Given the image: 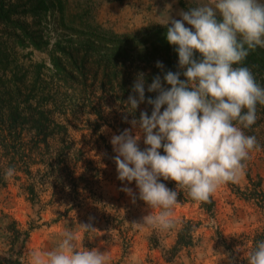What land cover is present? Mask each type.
Wrapping results in <instances>:
<instances>
[{"label": "rangeland", "instance_id": "rangeland-1", "mask_svg": "<svg viewBox=\"0 0 264 264\" xmlns=\"http://www.w3.org/2000/svg\"><path fill=\"white\" fill-rule=\"evenodd\" d=\"M39 1H3L10 23H0V249H8L15 227H33L25 242L19 239L21 260L28 264L27 253L50 250L70 228L83 247L106 252L108 264H247L254 240H264V106H257L256 124L245 130L261 149L251 154L243 176L211 196L212 214L199 202H178L171 231L132 224L152 210L139 199L135 182L118 179L113 159L112 136L137 120L126 111L128 97L119 102L114 95L113 74L121 64L110 63L113 36L164 27L168 16L180 19L181 11L201 0H157L154 6L149 0L132 6L126 3L131 0H62L63 20L52 10L44 14ZM259 49L244 65L264 86ZM144 105L137 112L151 115L152 106ZM97 109L105 122L97 120ZM97 124L107 144L98 138ZM39 125L49 130L39 133ZM138 131L132 128L134 135ZM9 167L15 172L6 178ZM83 223L98 231L86 236Z\"/></svg>", "mask_w": 264, "mask_h": 264}, {"label": "clouds", "instance_id": "clouds-1", "mask_svg": "<svg viewBox=\"0 0 264 264\" xmlns=\"http://www.w3.org/2000/svg\"><path fill=\"white\" fill-rule=\"evenodd\" d=\"M179 16L162 23L180 70L147 84V91L157 95L147 99L151 115L141 112L130 122L139 129L135 135L130 128L111 138L118 179L135 182L139 199L152 210L132 223L141 230H173L180 190L193 201L210 202L221 186L240 180L251 154L261 149L245 130L256 124L257 106H264V86L244 62L251 51L264 48V0H201ZM157 67L163 69L162 62ZM145 86L139 73L127 112L145 102ZM14 172L9 167L5 177ZM162 180L174 181L176 190ZM123 191L135 200L131 188ZM79 227L86 236L98 231L91 223ZM82 241L76 231L65 229L50 250L27 253L28 264H108L106 252L85 248ZM247 264H264V240L255 243Z\"/></svg>", "mask_w": 264, "mask_h": 264}, {"label": "trees", "instance_id": "trees-1", "mask_svg": "<svg viewBox=\"0 0 264 264\" xmlns=\"http://www.w3.org/2000/svg\"><path fill=\"white\" fill-rule=\"evenodd\" d=\"M3 1L0 0V23L7 24L10 23V20L8 19L7 13L3 12ZM39 4L43 6L44 14L48 11L52 10L55 12L60 20H63L64 13H63V2L62 0H40ZM166 28L165 27H155L151 29H147L145 31V34L137 36H117L114 35L113 38L115 39L113 49L111 50V56H110V63L117 67L118 64H121L120 71L113 74V78L117 80V90L115 91V98L120 102L124 100V97H129V95H134L133 92V85L134 82L138 76L139 73H143L145 80H146V86H145V102L141 103L139 107L148 106L147 99L149 97L155 98L157 93H149L147 91V84H150L153 80V78L157 75L161 77V80L163 81V75L167 71H179L178 68V54L176 53L173 46L169 45V43L166 40L165 37ZM32 42L34 40L32 37H29ZM35 43V42H34ZM137 43H140L137 45ZM132 44H135L132 46ZM259 49V48H257ZM261 50V49H259ZM262 51V50H261ZM264 54V51H262ZM197 57L199 54H196ZM84 60V61H83ZM82 60V63H80L82 66H85L87 61L84 58ZM162 62L163 69L157 67V62ZM244 63H247L245 60ZM77 63H74V66H76ZM129 66V69L132 70L127 73L126 66ZM134 73V75H133ZM181 79H184L183 75L180 77ZM167 87V85H165ZM142 109V108H141ZM138 109L135 110L134 116H137V120H139L141 111L143 110ZM94 114L97 116V120L103 121V117L105 115L104 111L102 109H97V111H94ZM56 129H59V126L55 127ZM38 132L41 133L43 131H48L49 127L45 125H39L37 127ZM63 133H67L66 128L62 127L60 128ZM96 130L98 132V138L102 140V144H107L106 139L104 137L103 131H102V125H96ZM108 146V145H107ZM144 147L145 144H144ZM161 152L163 154V151L161 149ZM234 187V185H232ZM167 187L172 190H176V184L174 181H167ZM235 188V187H234ZM237 193L244 194L240 189H236ZM29 194L34 197V191L32 188L29 189ZM34 200V199H33ZM178 201L179 202H192L193 200L188 196L186 190H180V193L178 194ZM200 206L203 210H205L207 213L212 214L214 210V201L212 197L210 198V202H199ZM34 229L30 226L28 231H21L18 227L14 228L11 232L12 234V240L9 243V247L6 250L0 249V264H24L21 260V248L22 246L19 245V239L21 236L24 237V242L29 237L30 230ZM259 241L258 239L254 240V247L255 243Z\"/></svg>", "mask_w": 264, "mask_h": 264}, {"label": "crops", "instance_id": "crops-1", "mask_svg": "<svg viewBox=\"0 0 264 264\" xmlns=\"http://www.w3.org/2000/svg\"><path fill=\"white\" fill-rule=\"evenodd\" d=\"M135 1H137V0L127 1L126 3L128 6H132L133 2H135ZM148 2H150L154 6V5H156L157 0H149Z\"/></svg>", "mask_w": 264, "mask_h": 264}]
</instances>
